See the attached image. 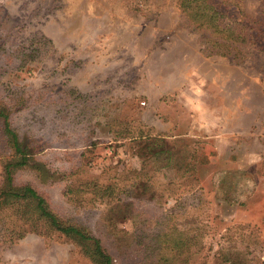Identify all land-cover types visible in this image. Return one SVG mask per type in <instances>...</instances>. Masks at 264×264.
<instances>
[{
  "label": "rangeland",
  "instance_id": "obj_1",
  "mask_svg": "<svg viewBox=\"0 0 264 264\" xmlns=\"http://www.w3.org/2000/svg\"><path fill=\"white\" fill-rule=\"evenodd\" d=\"M202 40L173 0H0V108L30 159L14 184L115 264H264V54ZM12 157L0 122V194ZM26 211L0 210V264H92Z\"/></svg>",
  "mask_w": 264,
  "mask_h": 264
},
{
  "label": "trees",
  "instance_id": "obj_2",
  "mask_svg": "<svg viewBox=\"0 0 264 264\" xmlns=\"http://www.w3.org/2000/svg\"><path fill=\"white\" fill-rule=\"evenodd\" d=\"M177 9L186 18L189 27L200 33L202 44L207 55L230 57L232 61H240L250 51L264 54V20H252L240 10L234 0H173ZM6 97V96H4ZM0 122L6 145L12 151L13 157L4 164L5 188L0 194V210L21 207L27 209L24 215L36 217L32 225L34 232L39 231L37 224L41 223L49 233H57L72 241L92 264H115L113 258L106 252L100 240L86 230L68 225L60 220L48 206L47 201L29 185L16 186L14 174L16 171L30 167L25 147L22 146L16 131L11 127L10 116L5 108H0ZM151 140L144 145L147 159L165 161V167L171 164L172 148L161 140ZM39 171V169L36 167ZM191 176L189 172L180 176Z\"/></svg>",
  "mask_w": 264,
  "mask_h": 264
}]
</instances>
